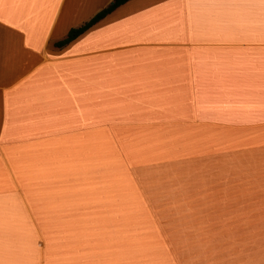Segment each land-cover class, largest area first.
I'll list each match as a JSON object with an SVG mask.
<instances>
[{
    "label": "crops",
    "instance_id": "1",
    "mask_svg": "<svg viewBox=\"0 0 264 264\" xmlns=\"http://www.w3.org/2000/svg\"><path fill=\"white\" fill-rule=\"evenodd\" d=\"M142 2L149 11L93 32L120 4L56 46L66 29L34 67L58 17L83 15L72 28L95 13L88 0H0V26L24 45L5 50L16 77L0 97V264H264V0ZM115 139L136 142L135 161ZM164 157L247 182L176 193L158 212L188 214L154 220L151 235L68 241L80 213L111 211L109 181L131 186L128 164ZM30 222L42 257L28 231L16 238Z\"/></svg>",
    "mask_w": 264,
    "mask_h": 264
},
{
    "label": "rangeland",
    "instance_id": "2",
    "mask_svg": "<svg viewBox=\"0 0 264 264\" xmlns=\"http://www.w3.org/2000/svg\"><path fill=\"white\" fill-rule=\"evenodd\" d=\"M115 140L117 145H115L116 147L113 148V151L120 149L123 155V150L126 149L128 151V156L133 157L132 160L135 161L134 158L137 157L136 148H134L136 147V142L128 141L133 147L123 149L121 146L127 140ZM169 161L170 159L168 160L167 157H164L162 160L153 162H134L128 164L129 167L126 169V175L131 186L125 188V186H121L123 182L119 180L109 181L108 183L111 186L100 189V191L101 193H108L111 191L112 194L109 197V202L105 204L106 211H111H97L102 208V205L97 203L96 209L95 206H93L96 212L92 214L80 213V226H76L73 229H63L64 234L67 233V230L69 231V233L65 235L68 241H70L69 238L72 237L74 241L79 242V245H83L92 238L108 236L107 232L112 233V237L151 235L154 231L151 228V223H153L154 220L163 221L164 226H167L166 223L168 222L175 225L185 218V214H188L158 212L161 206H166L173 200L176 193L179 194L184 190L200 187L244 186L247 182L246 180H241L238 182V185H236L233 181L220 180L219 177L222 173L218 175L219 169L216 164L206 165L200 162L183 164V161H176L177 163L172 164ZM223 175H225V173H223ZM259 183L261 182H256V184ZM15 190L18 193V186ZM123 191L127 196L126 202L121 199L119 194V192ZM19 198L21 201L22 197ZM136 199H138V202ZM93 208L92 210H94ZM138 209H142V212ZM75 212L79 213L77 210ZM18 217L25 220L20 214H18ZM2 224L3 221L0 220V227L4 226ZM38 230V227L33 222L29 224V227L26 223L17 225V231L20 232L16 235V238L20 239L19 237L23 235V232L28 231V234L30 233L28 237L31 239L29 248L35 250L36 248H34L33 245L37 244L39 251L35 253H37L39 257H42L43 244L40 240L42 237L40 236L41 234L39 235ZM2 231L3 229H0V232ZM3 237L4 236L1 235L0 240L3 239Z\"/></svg>",
    "mask_w": 264,
    "mask_h": 264
},
{
    "label": "snow or ice",
    "instance_id": "3",
    "mask_svg": "<svg viewBox=\"0 0 264 264\" xmlns=\"http://www.w3.org/2000/svg\"><path fill=\"white\" fill-rule=\"evenodd\" d=\"M160 0H153L154 4L159 3ZM68 0H64V4H67ZM89 8L87 15L91 13H103L106 9H113L115 6L112 0H88ZM121 7L115 12L111 20L105 21L104 25L98 26L93 32H103L104 29L111 28L114 24H119L122 21L129 20L133 16H139L143 12L149 11L148 5L144 4L142 0H120ZM63 11V5L61 6ZM84 16L73 18L72 16L66 17L63 22L60 18H57V25L53 28L51 34L48 37V43L43 49H32L30 54L34 58V67L43 63L48 53H53L54 41L59 38H63L65 30L71 29L72 24L78 20H82ZM7 33V34H6ZM90 32L88 35H92ZM23 37L20 38L19 43L16 40V33L9 32L7 29L0 26V97L3 96V89H11L15 83L16 71L12 65L11 57H9L8 63L5 62V50L12 53L17 48H23ZM111 48H98L95 51L99 53H106L111 51ZM54 54V53H53Z\"/></svg>",
    "mask_w": 264,
    "mask_h": 264
},
{
    "label": "trees",
    "instance_id": "4",
    "mask_svg": "<svg viewBox=\"0 0 264 264\" xmlns=\"http://www.w3.org/2000/svg\"><path fill=\"white\" fill-rule=\"evenodd\" d=\"M112 3L114 4V8H116L118 5H120V0H112ZM113 8V9H114ZM113 9H106L102 14L101 13H95L91 18L86 20L85 22L81 23L80 25L76 27H72L68 32L67 35L62 39L55 43L56 46L60 47L64 44L68 43L75 37H77L79 34L84 32L88 27H90L92 24L97 22L99 19L104 17L107 13L111 12Z\"/></svg>",
    "mask_w": 264,
    "mask_h": 264
}]
</instances>
